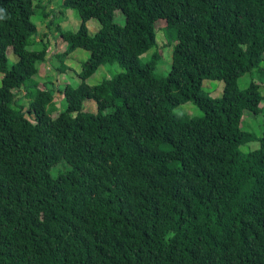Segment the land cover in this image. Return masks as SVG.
I'll list each match as a JSON object with an SVG mask.
<instances>
[{"label": "trees", "instance_id": "1", "mask_svg": "<svg viewBox=\"0 0 264 264\" xmlns=\"http://www.w3.org/2000/svg\"><path fill=\"white\" fill-rule=\"evenodd\" d=\"M39 4L0 0V264H264V120L259 138L242 125L264 94L238 83L264 77V0H64L81 24L60 33L57 70L90 52L77 87L36 78L50 48ZM160 21L174 43L165 73L161 50L142 61ZM115 62L125 72L86 83ZM206 79L224 82L221 97ZM188 102L204 115L175 114Z\"/></svg>", "mask_w": 264, "mask_h": 264}, {"label": "rangeland", "instance_id": "2", "mask_svg": "<svg viewBox=\"0 0 264 264\" xmlns=\"http://www.w3.org/2000/svg\"><path fill=\"white\" fill-rule=\"evenodd\" d=\"M38 3L41 4V10H39L32 18L33 22L38 27V37L37 40H41L45 38V35H47L50 39V48L48 53V60L46 63L43 64L41 67V72L39 76H37V79L52 81L55 84V87H62L65 84L69 83L73 86L77 87L80 83V77L79 74L82 70V64L86 61H88L90 57V52L85 49H77L74 51L70 57L68 58L65 63L69 66L68 70L65 71V73H62L61 71H58L57 68H60L61 64L58 61L57 54L65 52L69 45L62 40L61 34L62 32H76L80 28L81 24V17L78 11L74 8L64 10L63 9V1L64 0H36ZM39 4V5H40ZM47 7L49 12L58 13L60 14V11L64 13V15H61L58 18L61 19V23L58 19L51 16L48 19L43 18L42 15V8ZM64 17V19H63ZM53 19L54 21H50ZM63 20V21H62ZM116 21L120 24L125 23V17L119 12H116ZM164 21L159 22V29L157 31V43L155 47H153L150 51H148L145 55L142 56V61L144 63H147L151 61L153 58V55L161 50L164 60L167 63V66H165V69L163 70V73L166 71L171 70V64H172V51H173V45L174 43L170 44L169 41L164 36ZM60 25V30H57V27ZM102 25L97 19H92L90 22H88V28L90 30V34L94 35L96 34L100 29ZM37 46H31L28 47V49H40L42 47V44L39 42L36 43ZM8 60H9V67H11L17 60L18 56L13 52V49H9L8 51ZM264 67V64H263ZM158 72V70L156 69ZM125 72V69L118 64L117 62L107 64L104 66H101L99 70L86 81L87 84L91 86L99 85L104 80L111 79L112 77ZM51 73V75L49 74ZM159 74H162L158 72ZM163 75V74H162ZM2 77L3 74L0 73V86L2 83ZM255 79L256 82L260 83L262 86V91L264 94V77L258 73V72H249L242 76L238 83L240 88L245 89L247 86L251 83V81ZM50 85V84H49ZM203 88L210 93L212 97H221L223 95V89H224V82L223 81H215L211 79H206L203 82ZM56 104L57 106L61 107L62 103L64 106V99L63 95L59 92L56 93ZM262 107H264V103L261 104ZM84 110L90 113H96L97 112V105L94 101H86ZM59 111H61V108H59ZM175 114H187L192 117H202L204 113L193 103L188 102L185 103L178 108L175 109ZM264 120V114L261 113L259 115L253 114L249 111H245L244 117H243V129L249 133H252L256 137H261L263 134V126H261L260 129V121ZM257 142H251L248 144H245L241 147V150L244 153H248L249 151L257 148L256 144ZM59 169V168H58ZM53 175L56 176L57 172L53 171Z\"/></svg>", "mask_w": 264, "mask_h": 264}]
</instances>
